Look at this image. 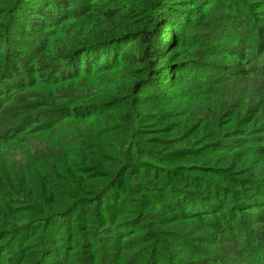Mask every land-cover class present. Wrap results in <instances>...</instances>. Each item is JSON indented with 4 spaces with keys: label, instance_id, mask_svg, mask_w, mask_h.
Masks as SVG:
<instances>
[{
    "label": "trees",
    "instance_id": "16d2710c",
    "mask_svg": "<svg viewBox=\"0 0 264 264\" xmlns=\"http://www.w3.org/2000/svg\"><path fill=\"white\" fill-rule=\"evenodd\" d=\"M235 2H239V13L226 0H0V62L6 66L0 69V80L17 77L24 84L41 74L28 86L35 90L38 102L18 118L38 110L51 119L57 114L44 128L49 136L44 151L36 153L42 145H35L34 152L0 158V244L11 243L12 233L24 222H49L62 208L75 212L78 221L93 209L103 212L99 202L105 193L122 187L132 174V168L124 164L108 166L106 154L132 162L134 149H139L135 139L131 148L105 139L95 117L109 111L108 122L133 126L138 99L173 89L181 83L178 76L188 77V72L197 79L217 78L213 83L222 87L230 81L239 87L222 89L217 96L210 88L216 103L208 105L198 124L185 122L176 129L188 135L177 136L179 140L169 145L163 160L169 162L166 156L182 148L179 144L196 141L198 131L215 127L205 137L210 148L189 147L177 161L204 162V167L193 170H204L224 182L211 186L226 190L236 211L243 214L245 206H262V187L247 181L250 186L245 191L235 176L246 173L239 168L252 158H264V84L253 85L264 81V0ZM194 18H200V23ZM196 29L199 32L194 33ZM181 36L184 41L214 40L210 46L219 48L218 60H206L200 50L181 51L175 43ZM103 74L108 77H100ZM243 126L248 128H233ZM253 127L258 129L252 131ZM147 130L140 135L148 137ZM151 143L160 146L157 138ZM18 172L27 175V182ZM206 185L207 180H202L200 190L206 191ZM56 187L63 190L61 196L53 192ZM236 190L242 196L231 195ZM23 203L31 205L38 217L22 222L27 214ZM75 223L74 227L80 226Z\"/></svg>",
    "mask_w": 264,
    "mask_h": 264
},
{
    "label": "rangeland",
    "instance_id": "374dc122",
    "mask_svg": "<svg viewBox=\"0 0 264 264\" xmlns=\"http://www.w3.org/2000/svg\"><path fill=\"white\" fill-rule=\"evenodd\" d=\"M233 1L236 0H226V5L232 10L236 8L239 13V2L233 4ZM230 8L226 10L233 15ZM194 21L200 23V18H194ZM196 32L199 30H194ZM213 41H200V37L184 41L181 36L175 43L181 51L200 50L205 53L206 60L217 61L220 50L215 45L210 46ZM0 66L2 70L6 67L3 61ZM12 66L13 63L9 67ZM39 76L41 74L27 78L24 84L17 77L6 82L0 80V91L5 86L4 92L0 93V127H3L0 131V158L30 149L34 152L35 145H42L35 149L36 153L47 147L49 136L44 128L57 114L51 119L38 110L18 118L25 109L38 102L35 90L28 86L38 81ZM100 77H108V74ZM178 77H181V83L173 89L164 88L136 101L133 112L138 118L133 126L115 120L108 122L109 111L95 117L94 122L105 139L113 144L121 143L124 148H131L135 139L139 149H134L135 160L132 162L115 153L106 154L108 166L124 164L132 168V174L123 180L122 187L105 193L99 202L103 204V212L93 209L92 214L78 221L75 212H64L62 208L61 216L37 223L26 221L31 220V216H38L31 205L23 203L27 214L22 222H26L12 233L11 243L0 244L3 247L0 264H34L38 257L36 264H264V200L261 199L259 209L249 208V205L243 207L246 212L242 214L233 209L226 190L211 186L213 182H224L204 170H193L195 166L204 167V162L177 161L182 159V154L189 152V147L210 148V141L205 137L215 127L198 131L196 141L192 139L179 144L182 148L172 149L166 156L169 162L163 160L169 145L179 140L177 136L188 135L176 129L185 122L198 124L208 111V105L216 103L213 95H220L225 88L235 89L239 84L230 81L222 87L213 83L217 78L197 79L191 72H188V77L184 74ZM263 84L264 81L260 80L253 85ZM67 122L77 124L69 119ZM256 129L253 127L252 131ZM146 130L149 136H141L140 133ZM107 131L113 136H109ZM155 138L160 143L159 147L151 143ZM8 170L12 172L10 167ZM239 171L246 172L235 176L243 182L242 189L248 191L250 185L245 183L250 181L252 185L261 186L264 194V158H252ZM19 172L17 176L27 182V175ZM204 179L207 180L206 191L200 190ZM186 180L195 182L190 184ZM239 191L231 195L242 196ZM53 192L61 196L63 190L56 187ZM259 197L258 194L255 201ZM9 201L14 204V198ZM236 204L239 205L237 197ZM63 218L69 223L63 225ZM76 221L80 223L79 227H74ZM103 227L105 229H101Z\"/></svg>",
    "mask_w": 264,
    "mask_h": 264
}]
</instances>
